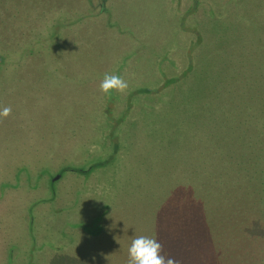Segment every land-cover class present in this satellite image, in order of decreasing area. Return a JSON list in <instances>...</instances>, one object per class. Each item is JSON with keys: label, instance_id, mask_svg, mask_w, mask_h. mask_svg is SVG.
I'll use <instances>...</instances> for the list:
<instances>
[{"label": "rangeland", "instance_id": "obj_1", "mask_svg": "<svg viewBox=\"0 0 264 264\" xmlns=\"http://www.w3.org/2000/svg\"><path fill=\"white\" fill-rule=\"evenodd\" d=\"M45 1L56 10L48 12ZM57 6L68 9L61 20ZM57 20L65 24L61 32ZM175 28L178 44L185 45L196 32L205 36L206 42L196 47L198 67L208 65L213 72L219 69L217 59L233 61V55H240L242 79L259 81L264 0H0V49L13 51L4 54L7 60L0 65V110L12 108L9 117L0 119V192L4 183L21 184L16 179L25 176L18 177L20 166L51 171L41 173L37 187L28 192L20 185L0 193V264H65L63 256L84 264H117L124 249L119 216L130 212L135 197L148 196L145 185L135 191L133 184L152 177L155 159L128 164L125 196L119 199L116 192L110 213L101 221L110 227L96 235L92 233L98 232L103 207L93 192L97 178L104 176L66 171L52 181L59 174L52 172L71 164L75 145L95 140V131L103 126L98 115L109 98L119 94L100 92L106 72L134 86L155 78L157 63H171L170 56L182 66L187 50H172ZM47 33L56 37L49 41ZM18 54L24 56L15 59ZM207 96L197 92L191 109ZM146 123L137 132L144 148L151 145L145 146L148 141L142 135ZM128 134L130 141L131 131ZM40 199L45 200L35 202Z\"/></svg>", "mask_w": 264, "mask_h": 264}, {"label": "trees", "instance_id": "obj_2", "mask_svg": "<svg viewBox=\"0 0 264 264\" xmlns=\"http://www.w3.org/2000/svg\"><path fill=\"white\" fill-rule=\"evenodd\" d=\"M43 3L48 12L56 10L47 1ZM57 10L60 20L63 11H68L64 6ZM60 20L53 21L59 32L65 26ZM177 31L175 28L172 35L176 46L172 50H187L182 66L175 55L170 56V50L171 63L159 61L155 78L149 82L132 86L125 79L128 91L110 97L103 114L98 115L103 126L95 131V140L76 144L71 164H61L52 174L74 171L83 177L92 173L104 176L97 178L93 192L103 207L97 216L98 232L92 233L96 235L110 227H103L101 221L110 213L116 192L119 199L125 196L128 164H151L155 159L152 177L142 184L132 183L135 191L145 185L148 196L144 200L135 197L130 212L119 216L124 249H120L117 264H128L131 241L141 235L155 237L163 245V254L180 264H264V57L259 81L252 76L242 79L240 55H233V61L217 59L219 69L212 72L208 65L198 67L197 62L196 47L206 42L205 36L196 32L185 45L178 44ZM55 37L47 33L49 41ZM8 52L13 51L0 49V65ZM197 92L210 96L191 109ZM145 121L142 135L148 141L145 146L151 145L144 148L137 132ZM16 171L18 177L25 175L16 178L21 184L4 183L2 192L20 185L28 192L37 187L41 173L51 174L49 167L32 172L23 165ZM41 200L45 199L35 202ZM69 257L63 256L65 264ZM69 264L84 263L70 260Z\"/></svg>", "mask_w": 264, "mask_h": 264}, {"label": "clouds", "instance_id": "obj_3", "mask_svg": "<svg viewBox=\"0 0 264 264\" xmlns=\"http://www.w3.org/2000/svg\"><path fill=\"white\" fill-rule=\"evenodd\" d=\"M128 81L115 72H106L100 82L99 90L103 95L112 92L124 93L128 89ZM11 106H5L0 110V119L11 115ZM163 245L155 238L138 236L131 241L128 248V264H180L174 257L163 254Z\"/></svg>", "mask_w": 264, "mask_h": 264}, {"label": "water", "instance_id": "obj_4", "mask_svg": "<svg viewBox=\"0 0 264 264\" xmlns=\"http://www.w3.org/2000/svg\"><path fill=\"white\" fill-rule=\"evenodd\" d=\"M60 174H55L53 177H52V181L56 180L58 177H59Z\"/></svg>", "mask_w": 264, "mask_h": 264}]
</instances>
